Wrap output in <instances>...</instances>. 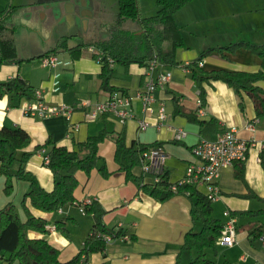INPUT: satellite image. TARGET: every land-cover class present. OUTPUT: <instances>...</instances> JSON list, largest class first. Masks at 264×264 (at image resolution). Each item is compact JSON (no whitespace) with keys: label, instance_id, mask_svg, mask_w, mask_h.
Returning <instances> with one entry per match:
<instances>
[{"label":"crops","instance_id":"obj_1","mask_svg":"<svg viewBox=\"0 0 264 264\" xmlns=\"http://www.w3.org/2000/svg\"><path fill=\"white\" fill-rule=\"evenodd\" d=\"M61 1H71L75 9L74 12L68 13L64 6L59 7V16L65 18L68 15L70 21L69 26H66L67 22L64 20L66 30L63 32H68L77 25L79 17L77 12L81 9H84L83 15L87 17L88 24L91 16L94 21L103 22L100 15L96 16L98 10L89 4V0H84V5L80 0ZM142 1L147 11V15L144 16L155 14L160 7L156 0ZM8 4L9 0H0V11L6 9ZM141 5L140 1V8ZM175 18L186 47L177 48L174 63L164 62L157 67L156 72L170 70L172 75L165 86L156 88L152 108L145 110L142 100L136 98L137 91L141 90L146 82V74L145 78L143 76L144 68L132 64L129 72H125L123 68L121 74L117 69L113 83L134 96L131 109L136 118L127 119L125 122H121L115 114L101 115L95 119L85 116V112L93 103L106 99L110 93L100 87L101 81L98 78L100 64L90 49V46L99 48L96 44L87 47L88 55H84L83 50L77 60H73L68 51L61 50L58 54L71 59V64L50 68L41 64L39 56L46 52L47 44L52 43L53 37L45 36L37 28L26 26L24 34L28 36L25 43L27 49L21 50L20 55L21 31L16 29L17 52L22 58L34 57L32 61L21 65L16 62L0 64V82L20 75L29 79L36 88L42 89L44 99L49 103L73 107L70 118L64 114L42 117L29 115L24 111L22 103L25 99L19 100L12 94L0 97V126L24 128L31 136L28 149L32 150L36 144L43 143L50 135L55 143L71 149L75 142L82 141L89 135L97 134L103 129L109 131L108 136L99 143V154L101 158H105L104 163L109 174L104 176L98 164L90 173L78 171L76 176L79 185L74 194L76 199L89 196L98 200L107 210L104 215L106 226L115 234H120L122 230L120 235H126L128 239L117 237L109 242L103 251L90 253L87 259L89 264H172L178 259L179 252L181 264H185L194 258L196 252L182 250L184 235L191 229L199 231L203 226V221L193 215L195 197L188 193H176L167 200L159 201L140 190L136 179L126 177V173L120 169L114 158L116 149L114 139L120 132L126 133L129 144L134 141L162 143L166 155L164 167L170 171L172 182L185 177L187 165L194 159L192 147L202 137L215 139L225 127L234 126L241 138L253 139L256 142L264 138V115L257 114L249 94L244 91L238 92L221 79L211 78L203 81L207 100L204 113L197 114L198 118L204 120L215 118L218 126L211 127L206 134H202L198 122L174 112V96L178 98L183 108L194 111L198 109L200 89L192 78L191 71L184 66L187 62L195 60L209 48L225 46L231 42L245 40L264 44V0H192L176 11ZM94 40L97 39L90 41ZM69 45L72 46L70 43ZM169 48L170 44L166 46V49ZM61 52H65L66 55ZM76 63L80 64V72L76 70ZM200 67L206 72L205 75L220 68L257 71L261 68V59L246 47H240L235 51L213 50L203 56ZM53 71L60 72L59 91L54 90ZM260 84L264 86V81H260ZM83 101H88V105L82 106ZM161 102L166 107L167 120L164 125L157 127L156 108ZM138 118H146L151 122L150 126L141 129ZM74 123H78L79 127L74 129ZM249 124L254 127H249ZM179 129L185 131L181 138L176 135ZM43 157L42 150L35 151L26 163V170L36 176L44 189L50 191L54 188L55 176ZM245 166L244 180L235 176L233 165L224 166L220 172V195L212 202L213 214L226 222L228 217L224 212L230 210L236 219V231L235 242L232 245L218 244L217 237V253L212 249H206L208 257L216 263L227 260L230 264H264V215L241 213V210L264 208V149L260 148L259 144L251 145ZM18 167L12 165V171L16 172ZM133 171L139 174L141 169L136 166ZM5 179L0 173V208L12 202L20 218L25 220L22 199L29 190L30 181L14 177V190L7 194L4 191ZM250 192H255L257 197L248 196ZM214 202L219 204L216 206ZM27 204L32 213L47 219L49 232L43 236L60 250L61 260H69L78 254L85 237L95 224L92 214H83L74 205H66L63 208L64 212L59 210L47 212L32 207L29 201ZM69 214L78 221L68 224L72 230L71 239L66 238L54 227L57 220ZM76 215H88L92 218L78 219ZM72 225L78 226V229L74 230ZM28 234L30 237L39 236L36 231H30ZM0 264L8 262L0 257Z\"/></svg>","mask_w":264,"mask_h":264},{"label":"trees","instance_id":"obj_2","mask_svg":"<svg viewBox=\"0 0 264 264\" xmlns=\"http://www.w3.org/2000/svg\"><path fill=\"white\" fill-rule=\"evenodd\" d=\"M140 1L118 0L117 19L109 27L110 35L108 38L70 46L68 43L69 36H66L59 39L54 46L39 57L42 58L45 55L66 50L73 60H77L81 57L85 47L97 44L102 51L99 60L100 71L98 72V78L101 81L100 87L110 93L119 91L129 95L130 93L126 89L113 83L117 74V65L123 66L124 71L129 72L130 66L137 64L144 68L143 76L145 78L149 59L156 57L162 63H174L177 48L186 47L175 13L192 0H157L160 7L155 14L150 16L141 14ZM17 7L11 5L8 11V7L0 11V64L16 62L21 65L24 62L32 61L34 58L18 56L16 27L7 23L11 13ZM127 18H134L139 21L140 33L123 27V21ZM167 44H170L169 49H166ZM240 47L249 48L260 57L261 68L259 70L246 71L220 68L209 71L205 75L206 72L200 67L199 61L207 52L213 50L221 52L226 50L235 51ZM96 56L95 54L94 57ZM110 59H112V62ZM187 68L191 71V76L200 89L199 96L203 105L206 104L207 100V91L203 81L211 78L221 79L238 92L244 91L249 94L257 114L259 116L264 115V86L260 84V81H264V44L240 40L225 46H215L203 51L195 60L190 61ZM36 89L29 79L17 75L0 82V97L12 94L19 100L31 99L34 97L33 93ZM174 100V112L184 115L191 121L198 122L202 134H206L211 127L218 126V121L215 118L210 120L200 119L197 116V111L183 108L175 96ZM108 134L109 131L103 129L97 134L89 135L82 141L75 142L74 147L71 149L66 145L55 143L50 135L43 143L36 144L30 150L28 146L31 144V136L24 128L20 126H0V173L6 178L4 191L7 194L13 192L14 177L30 181L29 190L22 199V207L26 213L25 220L20 218L17 208L12 202L0 208V257L6 260L8 264L14 261H17L18 264H89L87 259L90 253L103 251L106 248L108 242L102 236H98L97 233H115L106 226L104 215L107 210L98 200H93L92 203L85 205L86 213L92 214L95 224L92 231L85 237L78 254L66 261L60 259V250L43 236L49 232L47 219L32 213L27 201L32 207L47 212L57 211L60 207L64 208L66 205H72L76 199L74 192L79 185L76 173L78 171L90 173L96 167L101 159L99 143ZM114 141L116 144L114 158L120 165V169L126 173L127 178L136 179L140 185V190L144 193L159 201L167 200L176 193H188L196 198L193 215L203 221V226L199 231L191 229L184 235L182 250L196 252L194 258L185 264H230L227 260L216 263L208 257L207 248L217 253L216 238L220 235L225 221L214 216L212 199L197 184L180 182L179 180L172 182L170 171L165 167L159 174L157 182L148 179L144 181L142 171L139 174L134 173L133 168L140 167L143 152L153 145L163 146L162 143L134 141L129 144L125 132H120ZM174 141L180 142L179 140ZM42 149H45L49 155L47 166L55 176L54 188L50 191L44 189L36 176L26 170V163L31 155ZM16 160L19 161V167L16 172H13L12 165ZM245 162L246 160H236L233 164L235 176L242 180L245 179ZM99 170L104 176L109 174L105 163L99 167ZM247 195L257 197L255 192H250ZM245 212L264 215V208L241 210V213ZM70 222L77 223L78 221L69 214L55 222V228L68 239L72 237V230L68 226ZM30 231H36L39 236L30 237L28 234ZM119 233L121 234L122 230ZM172 264H181V252H179L176 262Z\"/></svg>","mask_w":264,"mask_h":264},{"label":"built area","instance_id":"obj_3","mask_svg":"<svg viewBox=\"0 0 264 264\" xmlns=\"http://www.w3.org/2000/svg\"><path fill=\"white\" fill-rule=\"evenodd\" d=\"M90 49L97 55L96 58L99 62L102 51L94 46H90ZM41 61L45 66L50 68L68 66L72 62L71 59L64 58L58 53L45 55L41 58ZM110 61L112 62V59ZM189 63L190 61L184 65L187 70H189L187 68ZM161 64L162 62L156 57L147 61L145 85L136 93V98L142 100L145 110L152 108L151 104L155 101L154 92L156 88L165 86L171 78L172 73L170 70L156 72L157 67ZM199 65H202V60L199 61ZM52 80L54 90L59 91L61 89L59 71H53ZM33 94V98L25 99L22 103L24 111L27 114L42 117L64 114L70 118L73 107L67 104L49 103L44 99L43 90L40 88H37ZM133 99L134 96L131 94L128 95L119 91L109 93L106 99L93 103L85 112V116L95 119L101 115L115 114L121 122H125L127 119L136 118L131 109ZM86 105H88V101H83L82 106ZM156 111L158 118L156 126L161 127L167 120V111L163 102L158 105ZM203 113L204 105L201 98H199L197 114L201 115ZM138 123L141 129H146L151 124L146 118H138ZM78 127V123L73 124L74 129ZM249 127L253 128L254 126L249 124ZM176 135L178 138H181L185 135V131L179 129ZM252 144H259L260 148L264 149V138L257 142L253 139L241 138L238 135L237 128L234 126L225 127L215 139L202 137L192 147L194 159L187 165L186 175L180 182L195 183L212 201L218 199L220 195L219 178L221 169L224 166L233 165L236 160H247ZM42 151L44 154L43 160L47 164L49 162V155L45 149H42ZM165 157L166 155L161 145L150 146L143 152L140 168L144 175V181L148 179L157 182L159 180V174L164 169ZM93 200L95 199L87 196L83 199H75L72 205L76 206L83 214H86L85 205L92 203ZM58 210L64 212L63 207H60ZM224 214L228 218L217 238V243L232 245L235 242L236 219L232 216L230 210H225ZM97 234L98 236H102L108 243L117 237L128 239L126 235L117 236L107 232H98Z\"/></svg>","mask_w":264,"mask_h":264},{"label":"rangeland","instance_id":"obj_4","mask_svg":"<svg viewBox=\"0 0 264 264\" xmlns=\"http://www.w3.org/2000/svg\"><path fill=\"white\" fill-rule=\"evenodd\" d=\"M157 1V0H156ZM83 4L84 0H80ZM141 13L142 15H147V11L144 8L143 1L141 0ZM12 5L18 6L11 13L10 18L8 19V24L15 26L17 30L21 31L20 39H19V51L20 55H22L21 50H26V42L27 35H25L26 26L37 28L41 30V32L45 36L51 35L53 37V41L51 44H47L46 51L54 46L58 39L63 38L61 35L69 36L68 40L71 45L77 44L79 42H87L93 39H105L110 35L109 27L116 22L117 14H118V0H89V4L93 7L97 8L98 14L97 17H102V21H94L93 17H90V23L88 24L86 19L87 17L84 14V9L78 11V20L77 25L73 27L68 32H63L66 30L63 22L64 20L67 22L66 26H69V18H61L58 14L59 8L57 5L64 6L66 8V3L64 1H39V0H12ZM22 3V4H20ZM20 4V5H19ZM86 5V4H85ZM97 6V7H96ZM9 7V6H8ZM100 15V16H99ZM123 27L140 31V24L137 19L127 18L123 21ZM23 32V33H22ZM23 35V37H22ZM23 40V43H21ZM97 45V44H96ZM168 46V44H167ZM18 49V48H17ZM87 47L84 49V55H88ZM43 54V53H42ZM61 54L66 55L65 52H61ZM21 57V56H20ZM41 64L42 61H41ZM44 66V65H43ZM117 69L120 71V74L123 72V67L117 65ZM76 70L80 72V64L76 63ZM105 158H101L98 161V168L105 162ZM19 166V161L16 160L13 164V167ZM216 206L219 204L214 202ZM78 219H90L91 216H78ZM84 217V218H83ZM88 225V224H87ZM73 226V225H72ZM74 230L78 229V226H73ZM83 232H81L82 234Z\"/></svg>","mask_w":264,"mask_h":264},{"label":"water","instance_id":"obj_5","mask_svg":"<svg viewBox=\"0 0 264 264\" xmlns=\"http://www.w3.org/2000/svg\"><path fill=\"white\" fill-rule=\"evenodd\" d=\"M56 1H61V0H56ZM11 2H12V0H9V7L7 8V11L10 9V7L12 5ZM64 2L66 3V11L68 13L74 12L75 9H74L73 3L71 1H64ZM83 5H84V3H83ZM57 6H58V8L60 7L59 5H57ZM67 18H69L68 15H67ZM138 32H141V31H138Z\"/></svg>","mask_w":264,"mask_h":264}]
</instances>
